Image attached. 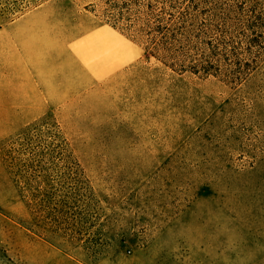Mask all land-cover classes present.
<instances>
[{"label":"rangeland","instance_id":"374dc122","mask_svg":"<svg viewBox=\"0 0 264 264\" xmlns=\"http://www.w3.org/2000/svg\"><path fill=\"white\" fill-rule=\"evenodd\" d=\"M211 2L243 22L241 81L142 50L29 124L0 111V264H264V0ZM44 5L71 33L113 24V0H0V25Z\"/></svg>","mask_w":264,"mask_h":264},{"label":"crops","instance_id":"0c3cea01","mask_svg":"<svg viewBox=\"0 0 264 264\" xmlns=\"http://www.w3.org/2000/svg\"><path fill=\"white\" fill-rule=\"evenodd\" d=\"M52 10L44 5L0 25V111H12L25 125L141 58L142 49L110 25L71 33Z\"/></svg>","mask_w":264,"mask_h":264},{"label":"trees","instance_id":"16d2710c","mask_svg":"<svg viewBox=\"0 0 264 264\" xmlns=\"http://www.w3.org/2000/svg\"><path fill=\"white\" fill-rule=\"evenodd\" d=\"M237 23L243 22L211 0H113V24H105L138 45L157 71L241 81V70L250 65L242 64L236 53L233 70L228 59L235 49L231 31ZM244 23V29L254 30L253 18Z\"/></svg>","mask_w":264,"mask_h":264}]
</instances>
